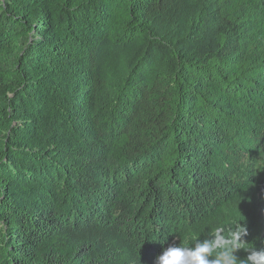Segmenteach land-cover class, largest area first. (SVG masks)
Wrapping results in <instances>:
<instances>
[{
	"label": "trees",
	"instance_id": "obj_1",
	"mask_svg": "<svg viewBox=\"0 0 264 264\" xmlns=\"http://www.w3.org/2000/svg\"><path fill=\"white\" fill-rule=\"evenodd\" d=\"M231 214L264 249V0H0V264H155Z\"/></svg>",
	"mask_w": 264,
	"mask_h": 264
},
{
	"label": "clouds",
	"instance_id": "obj_2",
	"mask_svg": "<svg viewBox=\"0 0 264 264\" xmlns=\"http://www.w3.org/2000/svg\"><path fill=\"white\" fill-rule=\"evenodd\" d=\"M207 228L214 239L201 243L200 234L188 231L182 235L180 246L165 249L156 257L155 264H264V249L248 247L244 239L248 230L235 214L209 221ZM190 244L195 247H189ZM241 250L247 253L244 258L235 254Z\"/></svg>",
	"mask_w": 264,
	"mask_h": 264
},
{
	"label": "rangeland",
	"instance_id": "obj_3",
	"mask_svg": "<svg viewBox=\"0 0 264 264\" xmlns=\"http://www.w3.org/2000/svg\"><path fill=\"white\" fill-rule=\"evenodd\" d=\"M253 232V231H252ZM244 238H247L248 239V237H244Z\"/></svg>",
	"mask_w": 264,
	"mask_h": 264
}]
</instances>
